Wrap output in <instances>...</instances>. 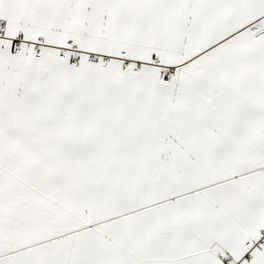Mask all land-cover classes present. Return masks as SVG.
<instances>
[{"label": "snow or ice", "instance_id": "1", "mask_svg": "<svg viewBox=\"0 0 264 264\" xmlns=\"http://www.w3.org/2000/svg\"><path fill=\"white\" fill-rule=\"evenodd\" d=\"M0 264H264V0H0Z\"/></svg>", "mask_w": 264, "mask_h": 264}]
</instances>
